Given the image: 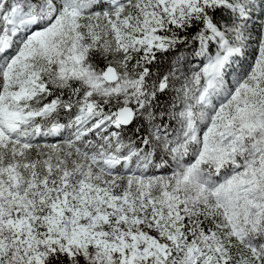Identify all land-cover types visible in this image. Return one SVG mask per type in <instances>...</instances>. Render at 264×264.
I'll use <instances>...</instances> for the list:
<instances>
[{
  "label": "snow or ice",
  "instance_id": "snow-or-ice-1",
  "mask_svg": "<svg viewBox=\"0 0 264 264\" xmlns=\"http://www.w3.org/2000/svg\"><path fill=\"white\" fill-rule=\"evenodd\" d=\"M0 264H264V0H0Z\"/></svg>",
  "mask_w": 264,
  "mask_h": 264
},
{
  "label": "trees",
  "instance_id": "trees-1",
  "mask_svg": "<svg viewBox=\"0 0 264 264\" xmlns=\"http://www.w3.org/2000/svg\"><path fill=\"white\" fill-rule=\"evenodd\" d=\"M167 68V63H165L163 66H162V71L165 70Z\"/></svg>",
  "mask_w": 264,
  "mask_h": 264
}]
</instances>
